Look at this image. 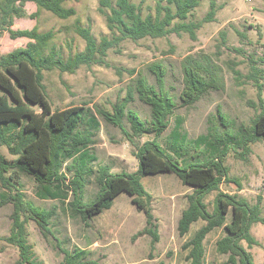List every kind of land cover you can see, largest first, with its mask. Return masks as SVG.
Masks as SVG:
<instances>
[{
	"label": "trees",
	"instance_id": "obj_1",
	"mask_svg": "<svg viewBox=\"0 0 264 264\" xmlns=\"http://www.w3.org/2000/svg\"><path fill=\"white\" fill-rule=\"evenodd\" d=\"M69 1L72 0H0V37L6 33L13 40H29L25 47L0 54V149L5 148L10 156L8 159L0 151V187L8 191V194L0 193V207L8 203L13 206L10 233L3 239L18 251V259L13 264H43L33 253L26 225L33 220L42 232L49 233L54 215L52 210L40 208L26 199L22 192L23 175L32 177L36 195L41 200L64 203L70 195L66 204L72 218L80 219L86 226L95 216L110 209L119 194H127L146 219V226L135 236L149 235L154 245L159 240L158 227L152 214V196L142 184V178L158 173H173L183 185L192 189L186 196L187 206L177 223L178 235L184 237L192 225L204 222L182 246V250L187 251L188 264H204L205 239L219 228H222L223 236L215 242V249L226 258L222 264H254L242 242H246L248 248L258 244L250 230L254 224L264 225L260 205H251L236 194L223 193L220 185L222 182L235 183L239 188L238 182L228 177L224 159L231 149H241L239 155L244 158L250 153L251 144L264 141V112L256 116L250 126L240 127L234 134L227 131L221 136L217 129L209 128L207 134L189 142L186 133H181L184 119L176 116L163 146L158 138L168 129L177 105L165 88L166 71L161 63L147 66L154 77L153 84L141 73L129 71L131 81L126 95L113 103L111 110L93 109L87 103L53 110L43 84L45 71L74 74L81 66L105 65L107 51L118 49L126 40L160 39L180 32L194 39V32L201 27V22L185 21L199 6L200 0H158L155 14L145 17L141 7L130 0H115L114 3L113 0H99V12L105 17L111 39L103 37L97 43L88 28L77 26L76 33L84 40L85 48L67 59L54 47L48 54H43L54 37L52 31L40 33L36 26L13 29L15 20L36 19L41 10L61 20L69 19L76 15L74 8L65 7ZM27 3L35 4L36 11L27 13ZM214 16L215 5L211 2L202 22H210ZM175 21L179 23L173 24ZM201 61L190 55L183 61L182 104H193L209 90L217 88L208 59L201 56ZM251 70L253 78L263 73L254 64ZM233 72L240 77L239 71ZM135 96L149 107V124L129 108ZM98 117L119 128L127 141H136L138 169L134 173H111L108 165L95 169L97 157L92 146L100 131ZM124 119L129 124V131L124 127ZM144 135H154V138L137 146ZM190 143L194 148L204 145L206 155L202 160L183 163ZM92 177L99 189L90 201H85L84 191ZM212 192L217 194L213 211L209 212L205 199ZM61 252L64 254L61 264H95L86 261L84 249H61Z\"/></svg>",
	"mask_w": 264,
	"mask_h": 264
},
{
	"label": "rangeland",
	"instance_id": "obj_2",
	"mask_svg": "<svg viewBox=\"0 0 264 264\" xmlns=\"http://www.w3.org/2000/svg\"><path fill=\"white\" fill-rule=\"evenodd\" d=\"M130 1L141 7L144 17L156 12L158 0ZM211 2L215 5V16L210 22H202ZM65 7L74 8L76 15L61 20L41 10L36 19H17L13 29L36 26L40 33L52 31L54 37L43 54H48L54 47L64 59L84 51L85 42L76 33L77 26L88 28L97 43L103 37L111 39L105 17L99 12V0H72ZM36 9L35 4H26L27 13ZM105 11L109 13L108 9ZM185 22H201V27L194 32V39L180 32L160 39L126 40L118 49L107 51L105 65L81 66L74 74L45 71L43 84L53 110L85 103L93 109L111 110V105L126 95L131 81L129 71L141 73L153 84L154 77L147 66L159 62L166 71L165 88L177 105L168 129L158 138L160 144L166 145L176 116L184 119L181 133H186L187 142L207 134L209 128L217 129L224 136L227 131L234 134L240 127L250 126L252 120L264 112V0H200L199 6ZM176 23L179 21L173 24ZM28 42L25 38L10 39L4 33L0 37V54L25 47ZM188 55L199 61L201 56L208 59L217 88L209 90L197 102L185 105L180 95L184 89L183 61ZM201 64L205 67L204 61ZM252 64L263 72L256 78L251 77ZM233 71H239L240 77ZM129 108L149 124V107L137 96ZM98 119L100 131L92 146L97 157L95 169L108 165L111 173H134L138 169L136 141H127L119 128L106 123L101 117ZM123 124L129 131L125 119ZM153 138L154 135H144L137 146ZM250 148V153L244 158L239 155L241 149L229 151L224 165L228 168V177L236 180L239 188L235 183L222 182L220 191L239 195L251 205L259 203L261 216L264 217V141L251 144ZM204 149V145L194 148L192 143L187 144L188 153L182 162L202 160L206 155ZM0 151L10 159L5 148ZM21 184L26 199L54 212L49 233L42 232L33 220L26 225L33 253L43 264H61L64 256L61 249L71 251L74 248L86 250V261L95 264H188L187 251L182 250V246L195 230L204 225L199 221L192 225L186 236L178 235L177 223L187 206L186 196L192 189L183 185L173 173L142 178V184L152 196V214L158 227L159 240L154 245L149 235L135 236L146 226V219L132 203V197L125 193L119 194L110 209L95 216L86 226L80 219L72 218L66 204L71 199L70 195L64 203L41 200L36 195L32 177L23 175ZM98 189L94 177L90 178L84 191L85 201H90ZM0 193L8 194V191L0 187ZM216 194L212 192L205 199L209 212L213 211ZM12 212V203L0 207V264H13L18 259L17 249L3 240L10 233ZM229 220L230 213L227 222ZM250 232L258 244L252 248H248L246 242L242 245L251 253L254 264H264V225L254 224ZM222 236L223 230L219 228L206 237L204 264H222L226 260L215 249V242Z\"/></svg>",
	"mask_w": 264,
	"mask_h": 264
},
{
	"label": "crops",
	"instance_id": "obj_3",
	"mask_svg": "<svg viewBox=\"0 0 264 264\" xmlns=\"http://www.w3.org/2000/svg\"><path fill=\"white\" fill-rule=\"evenodd\" d=\"M27 4H29V3H27ZM33 4V3H32ZM25 8H26V6H25ZM16 21V20H15ZM15 24V23H14Z\"/></svg>",
	"mask_w": 264,
	"mask_h": 264
}]
</instances>
